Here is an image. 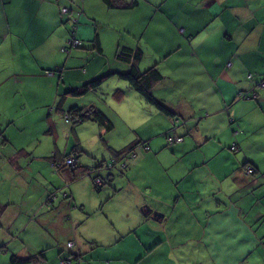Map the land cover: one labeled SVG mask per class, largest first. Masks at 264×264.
Returning a JSON list of instances; mask_svg holds the SVG:
<instances>
[{
  "label": "crops",
  "instance_id": "crops-1",
  "mask_svg": "<svg viewBox=\"0 0 264 264\" xmlns=\"http://www.w3.org/2000/svg\"><path fill=\"white\" fill-rule=\"evenodd\" d=\"M143 1L134 8L111 9L104 0H0V204L6 205L0 225L9 236L0 246L5 247L0 264H11L13 253L27 257L42 251L44 260L30 264H59L70 252V240L77 241L75 251L84 253L82 264H137L139 248L146 252V264H264V89L259 84L264 79V0L173 1L175 5L156 9L159 18L134 37V14L143 5L148 8L141 23L153 14ZM68 6L80 11L72 14L82 20L77 36L83 45L92 38L94 42L97 34L103 51L94 50L96 56H105L107 37L93 32L95 25L96 31L98 25L116 30L121 23L128 35L119 40L111 33L118 45L111 58L97 59L90 73L82 69L90 53L82 47L70 54L61 51L71 35L69 17L62 13ZM119 42L143 49L142 71L157 65L164 78L155 84L154 94L174 112L168 115L148 104L128 81H120L114 91L110 78L119 77L110 76L91 106L103 111L114 128L107 130L96 121L93 134L84 138V124L74 127L66 122L68 115L64 121L56 111L61 113L68 103L69 89L130 69L116 56ZM253 88L257 99L240 98L241 90L250 93ZM118 91L124 92L121 99ZM173 118L179 120L176 130ZM170 134L185 140L171 145ZM122 140L128 142L122 145ZM146 141L149 152L129 163L126 170L134 166L123 177L132 183L135 171L134 185L141 192L137 190L135 200L123 199L125 212L111 214L106 202L100 218L92 217L90 207L99 197L81 195L74 181L85 177L90 184L100 175L114 184L119 177L114 170L103 171V157ZM234 141L239 145L236 156L230 152ZM68 153H77L80 165L101 169L77 180L72 169H64L59 172L64 183L51 182L46 169L54 157ZM146 159L159 164L164 177L157 175L155 183L162 185L150 187L143 181ZM247 162L257 167L256 174L244 173ZM143 186L150 189L144 192ZM54 190L61 191L49 204L46 199ZM141 205L157 226L141 245H134V218ZM148 207L164 217L154 219ZM19 221L26 225H14ZM182 222L190 233L179 228ZM111 248L113 255H107Z\"/></svg>",
  "mask_w": 264,
  "mask_h": 264
},
{
  "label": "rangeland",
  "instance_id": "rangeland-1",
  "mask_svg": "<svg viewBox=\"0 0 264 264\" xmlns=\"http://www.w3.org/2000/svg\"><path fill=\"white\" fill-rule=\"evenodd\" d=\"M147 5H149V7H151L152 11H153V14L151 16V14L149 15V17L147 18V20L143 23H141V17H142V12H145V10H147V6L146 5H143L141 8L142 12H139L137 14H134V24H133V29H134V37H137L139 35H141L143 32H145L147 26L151 23V21H156L155 19L159 18V17H156L155 15V10L156 9H160V10H163L162 8L165 6H169V5H175V3L173 4L172 2L173 1H177V0H147ZM143 3H145V0L143 1ZM70 7V6H68ZM71 9H75V8H72L70 7ZM75 12L77 11V9L74 10ZM155 17V18H154ZM81 23H79L80 26H82V20L80 21ZM121 22V21H120ZM158 23V21L156 22ZM121 24V23H120ZM120 24H117V27H116V30L112 29V28H108V27H105V26H100L99 28V25H98V29L96 31V26H94L93 28V32L97 33V32H100L101 34H104L106 37H107V44L105 45V49H106V54L105 56H96V52H94L93 50V47L95 46V42H92L93 41V38H92V41H89L90 44L89 45H83L81 49H83L86 53H90V57H89V60L90 62L88 64L85 65V67H83V71L84 69H88L89 73L96 70V61L97 59H108V58H111L114 50H115V47L118 45L117 43H114V41H111L112 38H109V36L111 35V33H113L115 31V34L114 35H118V39L122 40V39H126L127 38V34H125V31L123 29V25H120ZM129 31L131 29L127 28ZM165 35V33L163 34ZM88 43V42H87ZM122 42H119V46H124ZM151 44V43H150ZM147 49H149V45H148V42L145 43ZM118 51V49H117ZM117 54V53H116ZM98 57V58H95ZM115 63H120L118 61H116ZM105 74V73H104ZM252 74V77H254L253 73H249L248 75ZM97 77V76H96ZM95 78V77H94ZM250 77L248 76V79ZM110 79H113L115 86L113 87L114 88V91L116 89V86L119 85V84H123V82H127L121 78H117L115 79L114 77L113 78H110ZM120 81H123V82H120ZM105 82V81H104ZM260 86H262L264 84V79L260 81ZM104 85V83H103ZM103 85H102V88H100V90H97V91H92L86 95H82V96H69V101L68 103L65 105V109L63 107H61V109H64V112H60L59 113L58 111H56L57 115L62 118L64 121H65V117L64 115L68 114V110L71 108V106H79V107H90L91 104H92V100H93V95H95V93H103L101 92L102 89H103ZM70 90V89H69ZM254 90V88L252 89V91ZM67 92V91H66ZM94 93V94H92ZM106 92H104L105 94ZM243 93L244 96L242 97V95L240 96V98H245V99H257L258 98V95L257 97H253L252 95H248L249 92H246V91H240V94ZM258 93V92H257ZM141 95V94H140ZM63 97V96H62ZM247 97V98H246ZM60 95L58 97V101L54 104L55 106H53L52 108L55 109L57 108L59 105V101H60ZM135 102V100H134ZM52 109V110H53ZM134 109H137L138 111H140V108L136 107L135 103H134ZM189 120H187L188 122ZM189 123V122H188ZM82 124H84V128H80L82 126ZM172 124H173V130H176L177 129V126L179 124V120L178 119H175L173 118V121H172ZM98 126V123L92 119H88L86 120L85 122H82L80 124H77L76 127L80 128V134L85 138L86 136H91L93 134V129L94 127ZM67 127V126H65ZM66 130V128H65ZM170 136H178L181 140L179 141H176L175 143H182L184 142L185 140V137L183 135H178V134H170L168 136V143L173 145L175 143H173L171 140L169 141V137ZM76 131H74L73 133V140L74 142L76 141ZM120 144L122 145H125L128 141H118ZM52 143V142H51ZM234 143H237L238 145V141H234ZM63 144H66L68 145V142H67V138L65 137V140H63ZM71 144V143H70ZM239 146V145H238ZM74 149V147H72L70 149V152L71 150ZM237 149V147L235 148ZM95 151L98 150V147L95 145V149H93ZM150 150V145L148 143V141L146 142H143L140 144V147H137L134 152L129 156L128 159H126L125 161H127L128 165L129 163H132L134 160L137 159V156L139 155V160H141L142 158H144L146 156V153H148ZM230 152H232L235 156L237 155V153H235L234 150H231L230 149ZM91 154H93L91 152ZM85 155H90L86 152ZM91 156V155H90ZM114 156H108V157H103V158H106L107 160H112ZM103 159H100V161H102ZM164 160H168V158H164ZM99 165V164H98ZM134 165H130V167L128 168V170H121L119 167H116L114 168V174L115 176L119 177L116 182L114 184H110L109 182H106L104 184V186H102V189L99 191L96 186H95V183L94 182H90V184L88 183L89 180H86V178L84 176L83 179H80V180H77V181H74V183L77 185L79 191H80V194L83 195V196H89L90 198L93 197L95 199H98L99 197V200L97 203L95 204H92L91 205V212L89 214L92 215V217H95L97 219L100 218V215L102 213V208H103V204H105L107 202V210L113 214V213H117V212H125L126 211V208L123 206V199L124 198H130V197H134V200L136 198V195H137V190L139 192L140 189L137 188L136 185H134V172L132 171L130 174L132 175V178H133V182L130 183V181L128 180V178H124L123 177L125 175H127V171H131L132 168ZM244 167V166H243ZM249 167H252L253 169L256 168L255 165H253L252 163H249L248 162V165L244 168V173L246 175H251L247 170H249ZM101 169V168H100ZM103 171H109L107 169H105L104 167L102 168ZM141 169L144 173V179L143 181L149 185L151 187L150 184H155V185H162L163 184V181H162V184H159V183H155L156 181V176L158 175L161 179H163V174H162V171L159 167V164L154 160V159H151V160H148L146 159L143 163H142V166H141ZM257 169V168H256ZM67 170V169H66ZM63 171V170H62ZM70 171V170H69ZM255 171L252 172V174L254 173ZM46 173L48 176L51 177V182H54V183H64V179L62 177V173H57L56 172V169L50 165V168L46 169ZM44 171L42 169V175H44ZM88 174H87V179H88ZM2 177H0V180H1ZM8 184V182H7ZM1 185V183H0ZM143 188V191L144 192H147L150 188H147L145 186L142 187ZM94 192H96L97 194H94L92 195ZM148 195L150 194V191L147 193ZM143 208V205H141L140 207V215L138 216V218H134V245H141L142 241H145L148 237V233L151 231H154V227H156L157 225H153L155 222L152 220V219H147L146 216L144 215L145 212L142 210ZM144 213V214H143ZM33 215L36 214V212H33L31 213ZM150 214V213H149ZM152 216H153V213H151ZM142 215V216H141ZM116 226L119 225V223L121 224L120 221H116ZM187 222H182L179 226V228H181V230L183 231H186L185 233H190L189 232V226L186 225ZM2 224V223H1ZM17 224L20 226H25L26 225V221H23V222H16V225ZM120 226V225H119ZM118 226V227H119ZM3 227L2 225H0V246L3 244L4 240H8L9 239V236L6 235V233L4 232V230L1 228ZM156 231V230H155ZM93 232H96V231H93ZM23 234V232H22ZM27 235L28 237L32 238L30 233L27 232ZM99 235V234H98ZM96 240H101L100 238H94ZM146 245V244H145ZM120 244L118 245V248H120ZM5 247H0L1 250H3ZM103 248H101V251H102ZM0 250V251H1ZM68 249L65 247V251H67ZM105 251V250H104ZM139 256L137 257V264H146V261H147V257L145 258L146 256V252L143 250V248H139ZM98 252V251H97ZM113 250L112 248L110 249V251L107 253V255H113ZM6 255V254H5ZM164 256L162 255L161 259L163 258ZM208 257V255H204L203 258L206 259Z\"/></svg>",
  "mask_w": 264,
  "mask_h": 264
},
{
  "label": "trees",
  "instance_id": "trees-1",
  "mask_svg": "<svg viewBox=\"0 0 264 264\" xmlns=\"http://www.w3.org/2000/svg\"><path fill=\"white\" fill-rule=\"evenodd\" d=\"M104 1H105L106 5L111 9L134 8V7L138 6V4L140 3V0H132V1L104 0ZM69 10L70 11L67 14H64L62 12L63 15H66L69 17V21L71 23V35L69 36V38H67L66 43L61 47V51L65 54H67V53L70 54L73 49H76L78 47L81 48L83 46L82 39H80L77 36L78 29H76V38L81 40V45L77 46V47H73L70 43V41L72 39L73 31H74L73 19L77 14H79L80 11L77 9V11H76L77 14L74 15V14H72L73 9L69 8ZM99 41L100 40L96 34V36L94 38V42L96 44L93 47V50H97L98 52H102L103 48L100 45ZM116 56H117V58H119L122 61H127L130 64V69L127 71H113L109 74H104V75L95 77V78L89 80L88 82L84 83L81 86L74 87V88L68 90L65 93V96L66 97L68 95L82 96V95H86L92 91L100 90V88H102L104 81H106V79L108 77L117 75L119 78L128 81L130 86L134 90H136L139 94H141V96L144 98V100L148 104L154 105L160 111H162L168 115H172L174 111L172 109H170L162 100L158 99L155 96L154 91H153L155 84L164 78L163 74L158 69L157 65H153L144 71H142L140 66H139L141 60L144 57L143 49H141L140 47L131 48V47H126V46H120L118 48ZM56 72H58V70H56ZM118 92H119V94L116 93V95H117L118 99H121L124 96V92L123 91H118ZM61 103H62V101H61ZM60 110H61V112H64V109H61V107H60ZM67 113L68 114H66V115H68L70 117L74 127L77 124L85 122L88 119H92V120H95L98 123H100L107 130H111L114 128V123L108 118V116L103 111L97 109V107H95V106H90V107L73 106L68 110ZM2 134H3V132L0 128V136ZM140 142H142V141H140ZM140 142H137L136 144L132 145L130 148H126L124 150H118V151L113 150V154H114L113 159H116V162L111 163L112 165H110V162L113 161V159L112 160L105 159L104 161L101 162L102 168L104 167L105 169H107L109 171L113 170L116 167H119L121 170L126 169L128 167V163L125 160L128 159L129 156L134 152L135 148H137L140 145ZM233 145H234V143H232L231 149L234 151H239V147L237 146V149H235V148H233ZM71 155L76 157L77 153L63 154L59 158H58V156L54 157L55 158L54 160H57V161L64 163V160L68 156H71ZM247 165H248V162L245 163L244 168ZM256 168L254 169L255 172L253 174L250 173L251 175H254L257 173L258 170ZM64 169H72L74 180H76L82 176H86L87 174L88 175L91 174L93 171H98L100 168L94 169L93 167L80 165L78 158H77V163L75 166L70 167V166L65 165L64 167L59 168V170H56V172L59 173ZM100 178L102 180H104V182L102 184L98 185L97 179H100ZM94 179H95L94 180L95 186L99 189H102V186H104V184L106 182H109L111 184V182H110V180H108V178L106 179V177L104 178L103 176H100V175H96V177ZM59 191H61V190H59ZM59 191L54 190L52 193H50L46 199L47 203H49V204L54 203L55 200L58 199V197H59ZM62 194L65 198H70L69 194L67 192H62ZM5 208H6V205L0 204V220H1V216L3 215V213L5 211ZM71 242H74V244L72 245ZM76 244H77L76 240L68 241L67 245L69 247L68 249H70V252L68 250L64 255L62 254L63 258L61 257L59 264H65V263H67V264H70V263L71 264H82V262H84V260H85L84 253H80L77 250L75 251L73 249ZM69 254H71V255H69ZM46 256L47 255H46L45 251H42L38 254L30 255L27 257H21L15 253H13L10 256V263L11 264L38 263V261L42 262Z\"/></svg>",
  "mask_w": 264,
  "mask_h": 264
},
{
  "label": "built area",
  "instance_id": "built-area-1",
  "mask_svg": "<svg viewBox=\"0 0 264 264\" xmlns=\"http://www.w3.org/2000/svg\"><path fill=\"white\" fill-rule=\"evenodd\" d=\"M69 8L68 7H63V9H62V12L64 13V14H67V13H69ZM78 18L77 17H74V19H73V22H74V31H73V35H72V39H71V41H70V43H71V45L73 46V47H77V46H80L81 45V40H79V39H77L76 38V29H78ZM249 79H253V78H251L252 77V74H250L249 75ZM263 89H264V84L261 86ZM242 95V97L244 96V94L243 93H241L240 94V96ZM248 95H252L253 97H257V95H258V93H257V90H256V88H254V90L252 91V92H250V93H248ZM66 122L67 123H69V124H71L72 123V120L70 119V117L69 116H67L66 117ZM172 141L173 143H175L176 141H179V140H181L178 136H170L169 137V141ZM170 143V142H169ZM141 144V143H140ZM238 145H237V143H234V145H233V148H236ZM138 147H140V145L138 146ZM116 162V159H113V161H111L110 162V165H112L111 163H115ZM76 163H77V158L75 157V156H73V155H71V156H68L65 160H64V163L63 162H60V161H57V160H53L52 161V165L55 167V169L56 170H59V168H62V167H64L65 165L66 166H70V167H72V166H75L76 165ZM249 173H252L253 171H254V169L252 168V167H249V170H247ZM104 182V180H102L101 178L100 179H97V183H98V185H100V184H102ZM71 244L73 245L74 244V242H71Z\"/></svg>",
  "mask_w": 264,
  "mask_h": 264
},
{
  "label": "water",
  "instance_id": "water-1",
  "mask_svg": "<svg viewBox=\"0 0 264 264\" xmlns=\"http://www.w3.org/2000/svg\"><path fill=\"white\" fill-rule=\"evenodd\" d=\"M100 166H102V164H101ZM147 210H148V211H151V212L153 213V217H154V219H156V220H161L162 217H164V214H163L162 212H160V211L153 210V209L150 208V207H148Z\"/></svg>",
  "mask_w": 264,
  "mask_h": 264
},
{
  "label": "bare ground",
  "instance_id": "bare-ground-1",
  "mask_svg": "<svg viewBox=\"0 0 264 264\" xmlns=\"http://www.w3.org/2000/svg\"><path fill=\"white\" fill-rule=\"evenodd\" d=\"M69 255H71V254H69ZM63 258V257H62ZM69 259V258H68ZM71 261V260H70ZM73 261V260H72ZM68 262V261H67ZM78 262V261H77ZM73 263V262H72ZM65 264H67V263H65ZM71 264V263H70Z\"/></svg>",
  "mask_w": 264,
  "mask_h": 264
}]
</instances>
